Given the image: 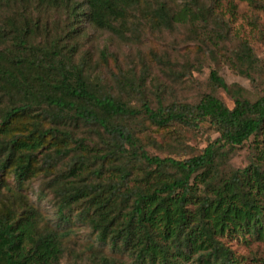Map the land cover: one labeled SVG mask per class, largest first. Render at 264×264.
Masks as SVG:
<instances>
[{
    "label": "trees",
    "instance_id": "trees-1",
    "mask_svg": "<svg viewBox=\"0 0 264 264\" xmlns=\"http://www.w3.org/2000/svg\"><path fill=\"white\" fill-rule=\"evenodd\" d=\"M224 1L0 0V264H59L75 228L89 231L90 264H236L224 239L264 238V60L232 37L237 9ZM237 1L264 13V0ZM178 30L191 56L151 52L156 72L142 63L138 75L117 68L104 82L92 74L91 34L137 45L141 33ZM107 57L98 51L99 62ZM220 64L254 96L226 83ZM205 67L197 102L162 97L169 85L158 74L185 83ZM149 80L154 107L144 97ZM203 124L216 137L199 150L176 138L175 152L161 157L142 139L149 127ZM252 137L247 165L229 168Z\"/></svg>",
    "mask_w": 264,
    "mask_h": 264
},
{
    "label": "rangeland",
    "instance_id": "rangeland-1",
    "mask_svg": "<svg viewBox=\"0 0 264 264\" xmlns=\"http://www.w3.org/2000/svg\"><path fill=\"white\" fill-rule=\"evenodd\" d=\"M226 1H224V3H226ZM229 1L235 4L237 9V18L231 31L232 37L247 40L255 55L261 60H264V13L258 12L245 3H239L237 0ZM143 36L144 33L139 35L141 43L137 45H126L106 32L94 33V35L91 34L88 41L84 42V46L94 51L93 62L95 64L92 65V74L98 75L99 77L102 76L104 82L111 78L109 70L117 74V68H120V71L124 73L133 72L138 75L141 71L142 63L146 64L148 67L152 66L153 71L156 72L157 70L150 62L151 52L158 56L167 55L170 59H179L182 56H191V52L194 50V46L188 43L187 40L185 41L184 31L182 30H178L173 34H146L144 37ZM103 49L108 56L105 63L106 66L98 61V51H102ZM114 59L116 62H114ZM216 68L218 69L219 75L226 83L230 85L237 84L250 91L254 96L253 92L255 90L246 78L241 77L225 65L220 64ZM209 70V67L203 68L201 73L193 74L192 79L185 83H183L184 79L173 82L165 81V77L158 74L160 78L157 80L158 83H168L169 85L168 87L167 85L164 86L162 97L165 98L166 102H197L198 98L207 92L206 82ZM145 86L146 92L144 97H146L150 101L151 106L154 107L155 96L151 92L153 91L152 89H155L156 83L149 80ZM113 90V92H115L117 89L113 88ZM216 95L228 108L233 107L232 100L224 92L217 91ZM125 97L128 98V96ZM141 97V95L132 97L130 99L132 106L138 107ZM148 129L149 130L142 133V136H144L142 137L143 142L148 144V148H152L149 149L150 153L161 157L167 156L169 150L175 152L172 146H176L174 142L176 138L180 141V144H178L179 148L185 146L199 150L205 147L207 140H212L216 137L207 124H203L196 130H187L180 127H172L167 130H156L152 127ZM87 132V129L81 130L80 133L82 134H80V137H87L93 140V138H90V135L86 134ZM151 140H154L156 144L160 146V152L157 149H153L154 147ZM254 140L255 137H252L248 143L234 150L233 154L229 157V168H244L247 165L249 146ZM176 152H178V150ZM227 169L228 168L225 167V171ZM30 182L27 187L31 186L36 189L39 185V182L36 180ZM27 190L28 198L34 200V193H31L28 188ZM39 206L45 208L47 206V201H43ZM90 238L88 230L75 228L73 234L69 238H65L62 242L64 254L59 264H90L91 252L87 250L90 245V243H88ZM223 241L224 244L232 250L236 258V264H264V238L257 239L249 236L236 235L233 238H227Z\"/></svg>",
    "mask_w": 264,
    "mask_h": 264
}]
</instances>
